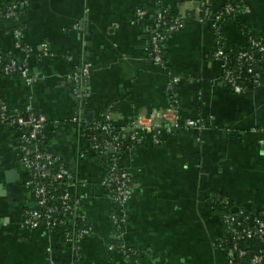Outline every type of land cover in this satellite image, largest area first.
I'll use <instances>...</instances> for the list:
<instances>
[{"label": "crops", "instance_id": "1", "mask_svg": "<svg viewBox=\"0 0 264 264\" xmlns=\"http://www.w3.org/2000/svg\"><path fill=\"white\" fill-rule=\"evenodd\" d=\"M12 2L21 12L16 28L0 21V57L36 81L0 76V98L15 109L31 103L47 119L45 149L71 170V191L92 229L80 243L81 263L124 264L125 257L114 244L115 204L102 184L108 164L71 119L108 114L116 128L137 117L143 125H170L172 110L179 126L172 135L159 134V145L147 135L141 147L120 155L131 180L122 242L139 253L138 264H237V254L221 244L231 231L218 199L236 205L248 223L264 222V57L252 63L256 84L241 94L225 87L201 3L214 12L227 0H0V12ZM239 4L237 19L219 24L224 52L245 49L251 36L264 42V0ZM161 7L183 19L179 31L166 35L164 68L149 57L151 18L137 22L135 14ZM86 64L89 96L80 107L70 78ZM170 77L180 80L171 89ZM188 119H199L203 129H185ZM26 179L18 133L0 124V264H47L50 248L54 259L71 263L67 248L53 249L59 234L22 229L23 211L32 205ZM247 241L239 248L253 256L243 264L257 256L264 264V240Z\"/></svg>", "mask_w": 264, "mask_h": 264}, {"label": "built area", "instance_id": "2", "mask_svg": "<svg viewBox=\"0 0 264 264\" xmlns=\"http://www.w3.org/2000/svg\"><path fill=\"white\" fill-rule=\"evenodd\" d=\"M201 5L203 16L206 19H210L214 31L219 28L223 15L234 13L233 7L227 4L215 15L211 13L212 11H210L204 2ZM16 8L17 5L14 4L2 13L6 18L14 17V10ZM135 14L137 22L147 17V12L141 9L136 10ZM166 17L167 10L162 7L159 8L155 12L153 23L148 27L149 57L153 64L160 68H164L162 52L166 35L179 31L183 23L182 17L176 16L169 22L166 21ZM250 44L253 51L238 53L237 60L239 62L252 64L257 56H264V45L262 42L251 40ZM41 48L45 53L48 52L45 44ZM213 56L222 62V80L230 87L234 94L243 93L245 89L239 84V75L229 70L226 66L227 60L224 55V49L217 45ZM89 69V65L86 64L80 72L70 78L72 93L76 97L80 107L84 106L89 96L84 86V82L89 75ZM252 71L253 68H249L248 72L252 74ZM14 72H19L27 85H32L36 81L35 77L28 76L26 69L22 65L17 64L13 60L2 65L0 60V74L7 76ZM169 80V89L180 81L178 77H170ZM252 83L256 84L257 79H254ZM169 112L173 116L170 125H143L142 117H137L129 126L116 128L112 124L108 114H104L101 119L95 122L94 130H100L106 137V140L103 144H99L93 138L94 145L91 146V149L94 152L97 151L100 155L110 153V159L106 161L108 170L102 184L112 195L108 197L115 204V210L110 218L111 222L118 228V235L114 236V241L117 239L122 240L121 230L127 222L125 206L131 194L129 175L120 169L118 164L120 146L129 142L133 147H141L147 135H150L152 144L159 145V134L172 135L175 129L179 127L176 123L175 113L172 110H169ZM155 117H157V114L152 116V119ZM71 121L78 125L81 132L84 120L72 118ZM0 124L9 128H15V131H17L19 160L27 171V179L24 186L29 193L32 205L23 211L22 229L24 231L42 229L48 233L59 234L68 252L72 254V261L67 264H73L80 253L81 241L91 235L92 229L87 223L81 199L71 191L73 181L71 170L63 164L60 157L45 149L44 132L47 126L46 117L38 112L31 103H28L22 109H9L0 98ZM183 127L185 129H196L197 131L203 129L199 119H188L184 122ZM221 204L225 205L226 201H222ZM223 221L234 237L247 240L254 238L264 240V222L256 219L247 226V218L243 217L242 211L236 210L232 214L224 215ZM229 253L231 257H235V254H237V257L241 258L244 255L236 243L233 244L232 250ZM53 260L52 249L50 248L47 264H53ZM260 262L261 258L257 256L248 264H259ZM125 264L131 263L126 262Z\"/></svg>", "mask_w": 264, "mask_h": 264}, {"label": "trees", "instance_id": "3", "mask_svg": "<svg viewBox=\"0 0 264 264\" xmlns=\"http://www.w3.org/2000/svg\"><path fill=\"white\" fill-rule=\"evenodd\" d=\"M14 3L15 2H12L11 4H8L6 6V8L3 9V12H5L10 6L14 5ZM17 4L18 3H16L15 5H17ZM226 4L233 7L234 13L229 14V15H223L222 19H221V22L228 21V20H236L237 17H238L237 14L240 11L239 0H227ZM158 9L159 8H157L156 10L152 9L150 12H147V16L149 18H151L152 23L154 21L155 12ZM19 12H21V7H19V4L17 5V8L14 10V17L6 18L5 15L2 12H0V21L8 23V24L10 23L13 27L16 28L15 24H16L17 15H18ZM218 12L219 11H214V12L212 11L211 13L213 15H215ZM172 18H174V16L167 12L166 21L169 22ZM203 18H204V16H203ZM214 32H215V38L217 40L218 47L219 46L222 47V45H221L222 44V39H221L220 28H217V30L214 31ZM251 40L260 41L264 45L263 41H261L260 39H258L256 37H252L251 36L249 38L248 46L245 49H243V50L238 49V50H232V51L227 50V52H224V55H225L226 60H227V62H226L227 68L229 70L234 71L237 75H239V78H240L239 84H241L244 89H246V84L248 85V84L252 83V81L254 79H256V74H255V69H254L255 68V64L252 65V64L245 63V62H239L237 60V54L240 53V52H243V51H253V50H251V44H250ZM0 60H1L2 65H5V64H7L9 62L7 59L2 58V57H0ZM249 68H253L252 74L248 72ZM0 76H5V75L0 74ZM7 77H10V78H21L19 72L11 73V74L7 75ZM223 83H224L225 87L231 93H233L231 91L230 87L224 81H223ZM84 105H85V103H84ZM7 106H8L9 109H14L10 105H7ZM83 107H85V106H83ZM96 121H98V120L96 119V120H93V121H83L82 126H81V129H82L81 136L85 140V142L88 144V147L90 146V149H91V146L94 145V140H92L93 138H95L96 142L99 143V144H103L104 141L106 140V137L104 136V134L102 132H100V130H94V125H95ZM10 128L15 130V128H12V127H10ZM131 148H133V146L129 142L121 144L119 155H122L124 152L130 150ZM94 153L98 156V158L100 159L101 162H106L107 160L110 159V153H104V154H101V155L97 151L94 152ZM107 195L108 196H112L108 191H107ZM224 200L226 201V204L225 205H220L221 206V211L223 213V217H224V215H228V214L234 213V211L236 210L235 208L237 207L236 205H234L233 203H231L230 201H228L227 199H224V198H222V199L219 198L218 199L219 204H221V202L224 201ZM248 222L249 221H246V225L247 226L250 224ZM223 223H224V221H223ZM85 225H87V224H85ZM224 225H225V227L228 230V226L225 223H224ZM113 227H114L115 235H118L117 226L113 224ZM234 243H236L239 247H242V245L248 244V241H247V239H244V238L234 237V235H232L231 232H228L227 235H225L224 238L221 239L222 246L224 248L229 249V250H232V246H233ZM115 247L118 250H121L124 253V255H125V263L128 262V263H131V264H138L139 253L136 250L125 246L123 244L122 240H120V239H117L115 241ZM65 248H66V246L63 244L62 240L59 237V241H58L57 244L55 243V245L53 246V249L59 250V251H63ZM252 256H253V254L250 255L249 251H247V253L244 255V257L239 258L238 260H236V262H237V264H243L246 260L250 259ZM263 256H264V253H263ZM53 264H67V263L63 262V261H60V260H57V259H54L53 260ZM73 264H82L79 254L77 255V259L73 262Z\"/></svg>", "mask_w": 264, "mask_h": 264}, {"label": "water", "instance_id": "4", "mask_svg": "<svg viewBox=\"0 0 264 264\" xmlns=\"http://www.w3.org/2000/svg\"><path fill=\"white\" fill-rule=\"evenodd\" d=\"M91 115H92V114L86 115V116H85V119L88 120V121H91V118H90Z\"/></svg>", "mask_w": 264, "mask_h": 264}]
</instances>
